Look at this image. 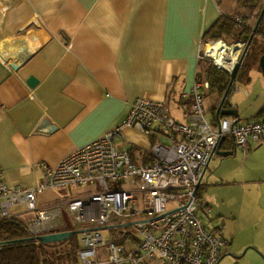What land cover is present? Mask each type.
<instances>
[{"label":"crops","instance_id":"0c3cea01","mask_svg":"<svg viewBox=\"0 0 264 264\" xmlns=\"http://www.w3.org/2000/svg\"><path fill=\"white\" fill-rule=\"evenodd\" d=\"M238 1L0 0V168L7 184L37 189L43 164L54 169L64 157L102 138L126 119L138 97L164 101L177 121H190L192 99L183 93L194 87L199 60L206 57L210 42L203 34L220 15L233 13ZM30 76L39 80L35 87L28 84ZM249 76L247 82H236L235 93L238 84L251 82ZM230 97L239 110L238 100ZM215 102V96L208 97L205 112L218 128ZM263 112L261 108L243 118L239 110L238 117L224 119L245 122L260 119ZM44 121L55 129L42 127ZM160 133L127 128L117 145L129 150L136 162L147 164L152 145L167 142ZM251 142L250 148L255 144ZM238 149L231 137L221 142L223 151L235 154ZM91 190L57 185L39 192V206L55 210L39 227H30L37 214L26 206L13 214L26 220L34 237L83 230L68 205ZM205 214L206 225L213 229ZM71 224L78 229H68ZM105 230L110 231L106 241L131 233L124 227ZM82 233H77L80 241ZM101 251L102 257L108 254L106 248Z\"/></svg>","mask_w":264,"mask_h":264},{"label":"built area","instance_id":"2783aa9c","mask_svg":"<svg viewBox=\"0 0 264 264\" xmlns=\"http://www.w3.org/2000/svg\"><path fill=\"white\" fill-rule=\"evenodd\" d=\"M238 42L245 47L246 42ZM204 50L221 67L215 55ZM208 86L206 80H197L183 93L193 98L188 122L177 121L166 102L138 97L126 119L102 138L64 157L54 169L43 164L37 189L10 187L0 168V220L17 217L13 210L24 205L37 214L30 227L42 226L55 210L39 206V192L57 185L91 186L90 193L68 205L73 221L83 229L79 264H147L157 257L163 264H218L229 240L209 228L200 214L203 171L226 138L244 150L251 141L264 144V112L260 119L245 122L222 119L219 131L206 118L202 90ZM127 128L146 135L159 131L167 142L154 143L152 160L138 163L117 145ZM110 226H131L133 234L106 241L103 230ZM103 248L108 254L102 257Z\"/></svg>","mask_w":264,"mask_h":264},{"label":"rangeland","instance_id":"374dc122","mask_svg":"<svg viewBox=\"0 0 264 264\" xmlns=\"http://www.w3.org/2000/svg\"><path fill=\"white\" fill-rule=\"evenodd\" d=\"M205 58L214 62L211 57ZM250 75L251 82L238 84L240 93L233 94L243 118H251L264 108V76L258 68H252ZM211 117L213 112L209 110ZM201 194L205 207L200 210L201 216L206 213L213 230L219 226L218 233L229 240L227 252L233 254L226 255L219 264H264V144L255 143L248 150L240 148L232 156L216 155L203 178ZM175 205L170 203L168 208ZM24 209L18 206L16 211ZM124 228L132 230L131 226ZM103 234L107 240L110 231L103 230ZM147 263L162 264L163 259L157 257Z\"/></svg>","mask_w":264,"mask_h":264},{"label":"trees","instance_id":"16d2710c","mask_svg":"<svg viewBox=\"0 0 264 264\" xmlns=\"http://www.w3.org/2000/svg\"><path fill=\"white\" fill-rule=\"evenodd\" d=\"M263 8L264 0H239L237 9L229 15H220L202 38L210 42L226 41L229 45L242 41L244 35L249 38L254 32ZM262 54H264V16L231 93L237 86L238 80L246 82L250 80L249 73L252 68L259 67L258 62ZM197 70V80H206L209 83V86L202 90L204 101L208 97H216V106L212 108V111H215L229 85L230 72L205 57L199 60ZM230 104L231 100L228 98L227 107ZM198 194L201 198V189ZM69 227L68 229H78L72 224ZM28 229L24 219L14 217L0 220V264H79L78 251L81 247L79 234H73L64 241L45 243L32 236ZM122 235V239L127 237L125 233ZM31 237L34 238L28 240Z\"/></svg>","mask_w":264,"mask_h":264},{"label":"water","instance_id":"95a60500","mask_svg":"<svg viewBox=\"0 0 264 264\" xmlns=\"http://www.w3.org/2000/svg\"><path fill=\"white\" fill-rule=\"evenodd\" d=\"M263 16H264V8H263V10L261 12V15H260V17H259V19L257 21L256 27H255L254 32L252 33V35L249 38H248L247 35L243 36L242 42H246V45H245L244 48L241 49V52H240V55H239L238 59L235 62H233L231 57L229 55H226V61L228 62V64H230V63H233V64L231 65V67H227L225 65H221L222 68H225L226 70H228L230 72V77L231 78H230L229 85H228V87H227V89H226V91L224 93V96L222 97V99H221V101H220V103H219V105L217 107V110L215 112V116H216V119H217V125H218L219 131L221 130V126H222L221 122H222V119L224 117H238L239 116V110L237 109V107L236 106L234 107L232 102H231L230 106L227 107L226 101L232 94H234L233 93L234 91L231 93L233 84L235 83V81H236V79L238 77V74L241 71V67H242L243 61L245 59V56L247 54L248 49L251 46V43L253 41V38H254V36H255V34L257 32V29H258L260 23L262 21ZM237 42H235L233 45H229L228 47L235 46ZM227 54H228V52H227ZM258 66H259V68H260V70H261V72H262V74L264 76V54H262L260 56L259 62H258ZM38 82H39V80L35 76H30L29 79H28V84L31 87H35L38 84ZM48 125H49V123L47 121H44L43 124H42V127L44 126L45 128H48L49 130L55 129V127H49ZM232 154H234L233 151H225V150L223 151V150H221V146L216 151V155H219V156H228V155H232ZM208 167H209V165L204 169L203 177L205 176V173L207 172ZM81 232H83V230L47 233V234L39 235L36 238H38L42 242L51 243V242H58V241L66 240L71 235L77 234V233H81ZM33 238L34 237H31L28 240L33 239ZM226 255H233V254L232 253L223 254V256L221 257V259L218 262V264L222 261V259Z\"/></svg>","mask_w":264,"mask_h":264},{"label":"bare ground","instance_id":"6f19581e","mask_svg":"<svg viewBox=\"0 0 264 264\" xmlns=\"http://www.w3.org/2000/svg\"><path fill=\"white\" fill-rule=\"evenodd\" d=\"M206 48L209 52H212L215 55L216 60L220 65L231 67L233 63L228 64L225 53L228 52L233 62H235L238 59L239 53L242 49V44L238 42L235 46L228 47V45L224 42L218 41L215 43H208Z\"/></svg>","mask_w":264,"mask_h":264}]
</instances>
